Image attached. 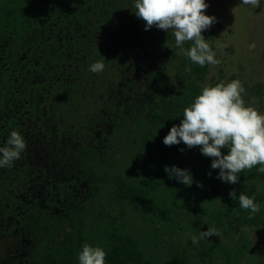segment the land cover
I'll use <instances>...</instances> for the list:
<instances>
[{
	"label": "trees",
	"instance_id": "1",
	"mask_svg": "<svg viewBox=\"0 0 264 264\" xmlns=\"http://www.w3.org/2000/svg\"><path fill=\"white\" fill-rule=\"evenodd\" d=\"M133 11L134 0H0V146L12 130L27 144L0 168V264H78L84 243L106 264H264L258 165L227 184L200 146L163 143L211 65ZM173 165L191 186L169 177ZM207 228L217 235L194 245Z\"/></svg>",
	"mask_w": 264,
	"mask_h": 264
},
{
	"label": "clouds",
	"instance_id": "2",
	"mask_svg": "<svg viewBox=\"0 0 264 264\" xmlns=\"http://www.w3.org/2000/svg\"><path fill=\"white\" fill-rule=\"evenodd\" d=\"M260 0H241L240 5L258 8ZM209 7L206 0H134L135 15L145 21V31L153 26L166 32L171 31L175 38L174 46L200 67L217 65L216 53L202 35L216 22L214 15L206 14ZM191 41L189 48L184 44ZM105 61L97 60L89 66L92 73L102 72ZM245 88L239 79L221 81L215 85H205L193 101L183 109V118L174 124L163 138L166 146L183 143L188 148L200 146V152L212 158L210 168L218 169L216 178L227 184H237L245 169L264 174V112L246 105L243 94ZM27 144L23 135L12 130L6 143L0 146V168L10 167L21 157ZM222 149H227L222 153ZM183 151V149H180ZM170 178L191 186L193 176L189 169L178 166L166 167ZM126 170V169H125ZM211 171L208 175L211 176ZM130 179V178H129ZM198 187L203 185L198 183ZM233 199L238 197L239 207L255 215L260 204L255 196L235 189L229 192ZM215 228H207L191 237L194 245L202 239L216 236ZM107 252L103 247L89 243L82 245L78 253V264H106Z\"/></svg>",
	"mask_w": 264,
	"mask_h": 264
},
{
	"label": "rangeland",
	"instance_id": "3",
	"mask_svg": "<svg viewBox=\"0 0 264 264\" xmlns=\"http://www.w3.org/2000/svg\"><path fill=\"white\" fill-rule=\"evenodd\" d=\"M206 14L217 19L202 31L210 46H215L219 64L211 65L207 85L217 81L223 71L226 80L239 79L246 105L264 112V0L258 8L240 5L241 0H206ZM261 87V96L254 90ZM250 98V100H246ZM264 258V236L258 239Z\"/></svg>",
	"mask_w": 264,
	"mask_h": 264
}]
</instances>
